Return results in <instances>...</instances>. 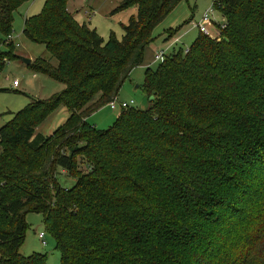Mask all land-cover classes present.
I'll list each match as a JSON object with an SVG mask.
<instances>
[{
    "label": "trees",
    "instance_id": "1",
    "mask_svg": "<svg viewBox=\"0 0 264 264\" xmlns=\"http://www.w3.org/2000/svg\"><path fill=\"white\" fill-rule=\"evenodd\" d=\"M29 1L0 0V42ZM68 1L46 0L24 21L23 33L58 60L30 66L65 87L0 128V264H49L44 253H20L29 212L43 215L62 264H264L255 261L264 239V0H214L220 36L200 32L148 66L152 106L122 110L108 129L88 116L118 96L182 0H122L114 12H137L122 39L107 40ZM61 104L66 122L38 132Z\"/></svg>",
    "mask_w": 264,
    "mask_h": 264
},
{
    "label": "rangeland",
    "instance_id": "2",
    "mask_svg": "<svg viewBox=\"0 0 264 264\" xmlns=\"http://www.w3.org/2000/svg\"><path fill=\"white\" fill-rule=\"evenodd\" d=\"M122 0H69L67 9L80 23H86L107 40L112 32L118 39H122L124 30L122 24H127L130 17L137 12L136 7L114 12V9ZM214 0H182L177 6L159 23L154 31V41L146 49L145 58L150 63L144 62L135 67L130 76L125 79L120 90V101H134L133 106L148 109L152 106V100L146 93L143 85L145 72L148 65L156 69L160 61L155 60V53L158 50H166L170 54L176 47L186 50L192 44L199 30L192 24V21H200L203 13L214 5ZM46 0H31L24 3L16 12L13 23V38L10 42H0V53L9 50L13 56L0 60V128L9 122L14 113L24 109L33 99H49L53 94L64 89L65 85L46 73L36 72L30 64L22 58H29L31 62L42 57L49 59L56 67L58 60L51 56L43 44L30 40L24 33V21L27 17L38 15L42 12ZM91 16V17H90ZM192 20V21H191ZM225 22L223 13L215 9L213 26H207L211 37L221 34V25ZM175 30L176 33L171 35ZM13 46L8 45L10 43ZM7 46V47H6ZM144 58V59H145ZM148 61V62H149ZM17 81L18 84H14ZM100 98L97 95L89 104H95ZM93 106V105H91ZM122 109H112L105 104L90 113L88 119L98 129H108L117 120ZM70 115L68 108L61 104L51 113L43 123L37 127V131L50 135L53 131L66 122ZM64 183L72 185L75 178L65 177ZM29 229L26 232L25 240L20 248V253L29 256L35 252L44 253L48 256L49 264H62L61 253L57 249L55 237L48 232L43 223V215L37 212H29L26 216ZM45 232L44 245L39 237ZM255 261L258 263L264 259V239L257 249Z\"/></svg>",
    "mask_w": 264,
    "mask_h": 264
},
{
    "label": "built area",
    "instance_id": "3",
    "mask_svg": "<svg viewBox=\"0 0 264 264\" xmlns=\"http://www.w3.org/2000/svg\"><path fill=\"white\" fill-rule=\"evenodd\" d=\"M214 15H215V8L214 6L209 7L202 15L200 21L193 22L192 24L199 29L200 32L209 34L210 31L208 30V25H211L214 21ZM91 17V16H90ZM13 39L12 35H9L6 39V41H11ZM165 58V52L164 50H158L155 53V60L156 61H162ZM14 84H18L17 81H14ZM134 101H120L118 97H114L109 101V106L114 110L118 109L120 107L122 110L128 109L133 106ZM45 232H41L39 234V237L42 239L43 244L45 245L47 242L45 240Z\"/></svg>",
    "mask_w": 264,
    "mask_h": 264
},
{
    "label": "crops",
    "instance_id": "4",
    "mask_svg": "<svg viewBox=\"0 0 264 264\" xmlns=\"http://www.w3.org/2000/svg\"><path fill=\"white\" fill-rule=\"evenodd\" d=\"M209 26H210V27L213 26V23H212L211 25H209ZM197 29H198V28H197ZM198 30H199V29H198ZM199 32H200V31H199ZM12 37H13V36H12ZM13 39H14V38H13ZM175 49H177V48L175 47L173 50H175ZM148 61H149V60H147V59L145 58L144 62H147V63H150V64H151V61H149V62H148ZM148 66H149V65H148ZM117 97L119 98V94H118ZM121 112H122V111H121ZM121 112H120V114H121ZM120 114H119V115H120ZM119 115H118V116H119Z\"/></svg>",
    "mask_w": 264,
    "mask_h": 264
},
{
    "label": "water",
    "instance_id": "5",
    "mask_svg": "<svg viewBox=\"0 0 264 264\" xmlns=\"http://www.w3.org/2000/svg\"><path fill=\"white\" fill-rule=\"evenodd\" d=\"M26 63H28V64H30L31 63V59H29V58H22ZM154 99V97H151V99L150 100H153Z\"/></svg>",
    "mask_w": 264,
    "mask_h": 264
}]
</instances>
